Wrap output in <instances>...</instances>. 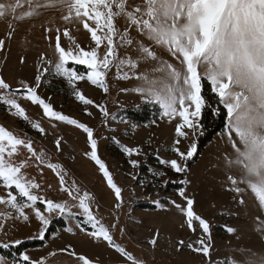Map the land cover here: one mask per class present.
<instances>
[{
  "label": "snow or ice",
  "instance_id": "1",
  "mask_svg": "<svg viewBox=\"0 0 264 264\" xmlns=\"http://www.w3.org/2000/svg\"><path fill=\"white\" fill-rule=\"evenodd\" d=\"M37 20H40L43 37L55 57L53 61L46 52H42L38 65L54 67L56 75L67 79L75 97L85 105H94L105 117L109 116L104 105L95 104L76 88V81L86 78L107 94L108 73L115 69L116 79L139 82L133 91L140 95L143 103L158 105L160 109L158 117L150 123L175 122V138L170 148L174 157L165 159L157 156L158 163L185 177L189 172L188 161L198 148L195 140L186 150H182L180 145L190 136L203 135V112L211 107L204 95L207 83L216 98L217 107L212 108L213 114L219 116L221 110L224 111L221 137L226 138L232 149L231 154L224 155L225 167L229 170L226 191L234 194L232 199L237 207L247 208L251 200L252 207L259 213L255 220L264 225V0H0V22L5 23L7 29L4 38H0V60L6 62L9 42L19 23L31 22V31L37 26ZM81 30L90 37L84 46L74 34ZM62 38L67 39V46L62 43ZM24 42L30 43L27 37ZM161 52L167 53L171 59H165ZM19 59L21 64L25 62V56L21 55ZM70 62L85 66L86 73L68 67ZM47 66L38 69L35 84L20 80L13 87L0 75V104L7 106L12 115L27 122L41 135H47L46 129L27 114L19 102L21 99L38 105L43 116L50 120L82 129L91 149L86 155L98 165L115 194L114 208L120 209L124 202L122 189L97 154L93 130L55 111L38 94L42 77L49 71ZM87 114L91 115L90 112ZM121 123L128 122L121 120ZM131 127L138 125L131 124ZM55 148L62 151V138L55 139ZM121 148L129 157L130 166L139 169L141 161L132 157L142 155V147ZM32 167L39 169L41 174L45 167L51 170L67 199L56 201L41 195V184L26 171ZM148 171L154 179L167 175L152 168ZM67 176L65 167L53 163L44 148L37 151L35 141L27 134L18 135L0 125V188L4 190L0 194V206H3L0 207V232L7 235V230L14 227L16 221L30 222L31 214L39 222L37 236L44 240L54 216L66 217L70 221L82 217L75 224L76 229L95 241L107 242L130 264H146V261L137 259L124 247L115 244L112 231L118 224L106 226L102 223L94 214L93 197L83 191L75 179L69 183ZM133 179H138V176L133 175ZM169 183L184 185L188 181L164 180L161 186L167 188ZM140 184L143 186L144 181L141 180ZM152 186L157 185L154 183ZM178 195L185 204L171 198L167 204L184 215L191 232L199 230L200 234L192 242L176 240V252L187 248L200 255L203 264H264V257L256 258L250 250H237L236 255L214 261L210 222L194 211L195 201L183 187L178 190ZM153 203L166 210V204L160 199ZM229 214L239 215L238 212ZM87 225L91 226L90 231ZM224 227L228 234L238 232L235 227ZM257 230L264 236V227ZM65 231L72 233L73 227H67ZM159 239L157 230L148 243L155 249ZM13 244L19 245L21 241H0V248H10ZM60 252L71 255L78 264H99L98 260L76 253L71 245ZM56 254L52 252L49 255ZM21 262L46 264V258L33 259L27 253H20L19 260H13L11 264ZM0 264H9V261L0 256Z\"/></svg>",
  "mask_w": 264,
  "mask_h": 264
},
{
  "label": "rangeland",
  "instance_id": "2",
  "mask_svg": "<svg viewBox=\"0 0 264 264\" xmlns=\"http://www.w3.org/2000/svg\"><path fill=\"white\" fill-rule=\"evenodd\" d=\"M26 9L25 5L24 10ZM35 23L37 26L31 31H29L31 22L19 23L12 41L9 42L10 51L7 53L6 62L0 60V75L13 87H16L20 80L35 84L38 69L42 70V67L47 66L38 65L40 53L46 52L48 57L55 61L52 49L48 47L39 27L40 20ZM6 30V24L0 22V38H4ZM74 34L82 46L89 43L90 37L85 30ZM25 37L30 43L24 42ZM62 43L67 46V39L62 38ZM21 55L25 56L23 64L19 59ZM160 55L165 59H171L167 53L161 52ZM47 67L49 71L42 77V83L37 89L38 94L50 103L55 111L76 119L93 130V138L97 141V154L108 167L114 182L122 189L124 201L122 207L118 210L114 208L116 203L114 192L108 187L98 165L86 155L91 149L87 134L82 129L44 117L38 105L23 99L19 102L33 120L41 123L47 135H41L27 122L12 115L3 104H0V125L18 135L27 134L35 141L37 151L44 148L53 163H60L65 167L68 172L66 179L69 183L75 179L79 187L93 197V211L97 218L106 226L118 224V227L112 231L115 244L124 247L137 259L146 261V264H203V258L187 248L181 252L175 251L176 240L192 242L200 234L199 230L196 233L191 232L186 226L184 215L174 206L167 204L169 198L176 200L179 204H185L178 195V190L183 187L186 194L195 201L194 211L210 222L214 261H222L225 257L236 255L237 250L240 252L250 250L256 258L264 257V236L257 230L264 225H259L255 220L259 213L252 207L251 200L247 208L237 207L232 199L234 194L226 191L229 170L225 167L224 155L231 154L232 149L226 142V138L221 137V133L214 135L200 153L197 151L190 160L196 158L193 165L189 167L186 177L177 174L160 165L157 159V156L165 159L174 157L170 148L175 138V122L169 124L165 120L159 121L158 125H142L128 119L126 115L130 111H139L147 106L149 116L154 117L159 109L158 105L143 103L140 95L133 91L138 86L137 80H118L115 78L116 73L113 69L108 73L109 93L107 94L92 85L86 78L75 82L76 88L82 91L86 98L107 108L109 116L105 117L94 105H85L79 101L67 79L56 75L54 67ZM83 67L86 69L85 66ZM122 89H128V91H122ZM88 112L91 115H88ZM121 120L128 123H121ZM131 124H136L138 127L132 128ZM199 135L197 133L187 140H182L181 149L186 150L193 140L197 143ZM57 138H62L60 152L55 148ZM121 146L142 147L143 154L132 157L141 161L139 169H133L130 166L129 157L122 151ZM149 168L164 171L167 175L154 179L148 171ZM26 171L30 177H35L41 184V195L56 201L67 199L66 195L60 191L58 179L51 170L45 167L41 174L39 169L32 167ZM232 174H236L235 170ZM133 175H137L138 179H133ZM181 179H186L188 183L184 185L169 183L167 188L161 186L164 180L179 181ZM141 180L144 181L143 186L140 184ZM154 183L156 187L152 186ZM3 191L0 188V194ZM156 199L166 204V210L158 208L153 203ZM231 212H238L239 215H230ZM76 223V220L70 221L66 217L54 216L48 228V230L52 229V234L40 240L37 236L39 222L30 214V222L16 221L15 226L7 230V235L0 232V241L10 242L19 239L21 244L0 249L8 252L15 260H19L20 254L13 249L28 242H43L42 247L27 249L22 253H27L33 259L44 257L46 264H78L71 255L60 252L61 249L71 245L76 253L93 261L98 260L99 264H130L107 242L95 241L76 229ZM225 225L237 228L238 232L235 235L228 234L225 231ZM67 227H73V232L65 231ZM86 227L89 231L91 230L90 225ZM157 230H159L160 238L164 236L167 239L166 242L159 239L158 245L153 249L148 241ZM52 252L57 254L49 255ZM7 260L11 264V260Z\"/></svg>",
  "mask_w": 264,
  "mask_h": 264
},
{
  "label": "trees",
  "instance_id": "3",
  "mask_svg": "<svg viewBox=\"0 0 264 264\" xmlns=\"http://www.w3.org/2000/svg\"><path fill=\"white\" fill-rule=\"evenodd\" d=\"M70 68H73L77 70L79 73H85L87 69H85L83 66H78L74 64H69ZM204 95L206 97V100L211 104L210 108H205L203 112V119L201 120V123L203 124V135H199V138L197 140V146H198V153H200L204 146L213 138L214 135L221 133L224 129V111L221 107V113L219 116H216L212 112V108L217 107L216 105V98L214 97V94L210 91V86L205 83V89H204ZM160 109H158L157 114L154 117L149 116V109L147 106H144L139 111H130L126 113L128 119H131L132 121L142 124V125H149L151 124L150 121L153 119H156L158 117ZM196 158H194L192 161L188 163V167H191L194 163ZM81 218H77L80 220ZM64 227V226H63ZM52 234V229H49L46 233V238H48ZM43 242H28L20 245L19 247L13 249L17 254L22 253L23 251L27 249H34L38 247H42ZM0 255L4 256L5 258L13 261L15 260L8 252H5L0 249Z\"/></svg>",
  "mask_w": 264,
  "mask_h": 264
},
{
  "label": "bare ground",
  "instance_id": "4",
  "mask_svg": "<svg viewBox=\"0 0 264 264\" xmlns=\"http://www.w3.org/2000/svg\"><path fill=\"white\" fill-rule=\"evenodd\" d=\"M160 239H161L162 242H166V239H167V238H165L164 236H161Z\"/></svg>",
  "mask_w": 264,
  "mask_h": 264
}]
</instances>
